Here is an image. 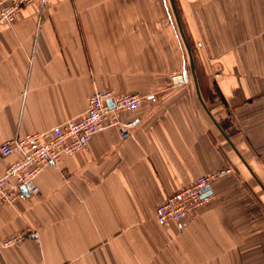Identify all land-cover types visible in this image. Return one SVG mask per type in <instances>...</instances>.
Returning <instances> with one entry per match:
<instances>
[{"label": "crops", "instance_id": "crops-1", "mask_svg": "<svg viewBox=\"0 0 264 264\" xmlns=\"http://www.w3.org/2000/svg\"><path fill=\"white\" fill-rule=\"evenodd\" d=\"M173 1L200 96L170 0H53L0 28V143L81 115L95 90L143 97L120 114L129 137L92 134L0 206V264H264V0ZM215 172L186 224H157Z\"/></svg>", "mask_w": 264, "mask_h": 264}, {"label": "built area", "instance_id": "built-area-1", "mask_svg": "<svg viewBox=\"0 0 264 264\" xmlns=\"http://www.w3.org/2000/svg\"><path fill=\"white\" fill-rule=\"evenodd\" d=\"M53 0H4L0 3V28L11 25L16 14L30 5L44 6ZM175 85L185 84L181 74L172 76ZM143 97L112 90H95L87 100L85 111L58 125L39 132H32L5 139L0 143V155L18 154L0 173V206L13 205L22 190L36 194L35 178L46 166L56 164L64 155H72L84 147L87 139L106 127H119L122 138L130 136L132 121H121L120 114L138 108ZM220 173L201 175L186 186L169 194L158 204L155 220L162 227L171 223L186 224L192 212L212 197L207 192L213 179ZM7 240L4 244L10 243Z\"/></svg>", "mask_w": 264, "mask_h": 264}, {"label": "water", "instance_id": "water-1", "mask_svg": "<svg viewBox=\"0 0 264 264\" xmlns=\"http://www.w3.org/2000/svg\"><path fill=\"white\" fill-rule=\"evenodd\" d=\"M170 3H171V7H172V10L174 12V16L176 18V22L178 24V28L180 30V34L182 36V39H183V42L186 46V49H187V52H188V56H189V62H190V68H191V73H192V76H193V79H194V82H195V86L197 88V93H198V96L199 95V91H198V86H197V81H196V76H195V73H194V70H193V63H192V53H191V49L185 39V36H184V33H183V30L181 28V25H180V21H179V17H178V14H177V11H176V8H175V5H174V1L173 0H170ZM183 75L186 76V71H183ZM24 190V189H23ZM205 190H209V187H206Z\"/></svg>", "mask_w": 264, "mask_h": 264}, {"label": "trees", "instance_id": "trees-1", "mask_svg": "<svg viewBox=\"0 0 264 264\" xmlns=\"http://www.w3.org/2000/svg\"><path fill=\"white\" fill-rule=\"evenodd\" d=\"M190 48H191V52L194 53L193 47L191 45H190Z\"/></svg>", "mask_w": 264, "mask_h": 264}]
</instances>
